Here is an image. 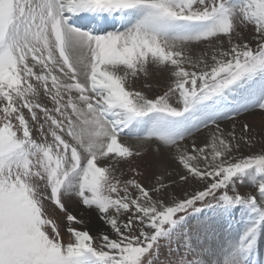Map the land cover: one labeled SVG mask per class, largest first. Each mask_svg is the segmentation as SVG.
Returning <instances> with one entry per match:
<instances>
[{
	"label": "snow or ice",
	"instance_id": "1",
	"mask_svg": "<svg viewBox=\"0 0 264 264\" xmlns=\"http://www.w3.org/2000/svg\"><path fill=\"white\" fill-rule=\"evenodd\" d=\"M255 112L264 0H0V264H261Z\"/></svg>",
	"mask_w": 264,
	"mask_h": 264
},
{
	"label": "rangeland",
	"instance_id": "2",
	"mask_svg": "<svg viewBox=\"0 0 264 264\" xmlns=\"http://www.w3.org/2000/svg\"><path fill=\"white\" fill-rule=\"evenodd\" d=\"M244 38H248L249 33L248 32H243ZM156 78V79H155ZM151 85V87H145V85ZM131 87L135 90L142 91L144 94L148 96H155L157 94H162L163 91L165 90L166 87V81L163 77L161 76H154L150 75L149 77L141 78L140 83L137 85H131ZM242 122H247L250 127L253 129L254 136L257 140V147L254 149V151L259 150V142L264 139V116H262L259 112L251 113V114H245L244 116L240 117L238 123H237V131H239V124ZM222 127H227L230 128L231 125L227 122H224L222 124ZM203 133L197 134L194 139L199 142L201 139H203ZM134 140H129L128 143H136L133 142ZM189 143H191V140H189ZM152 159V154L151 152L148 153V155L144 158V162H142V166H144V163L147 161H150ZM242 192L247 191V189H241ZM177 194H181V189L177 188L176 189ZM69 210L77 213L78 215L80 214V209L76 207V205L69 203L68 204ZM54 208V206H53ZM50 214H52L54 217H57L58 215V210H53L50 209ZM86 219H88L86 217ZM235 220H239V214H236ZM239 229V225L235 229H233V235H236L237 230ZM95 234V233H93ZM65 239H67V235H65ZM257 256L258 259L261 261V264H264V240H261L258 244V249H257Z\"/></svg>",
	"mask_w": 264,
	"mask_h": 264
},
{
	"label": "bare ground",
	"instance_id": "3",
	"mask_svg": "<svg viewBox=\"0 0 264 264\" xmlns=\"http://www.w3.org/2000/svg\"><path fill=\"white\" fill-rule=\"evenodd\" d=\"M150 72L152 73L151 75H154V76H156V77L158 76V75H156L154 69L150 68ZM141 78H143V76H141L140 79H138V80H134V81H132V82H131V85H137V84H139ZM155 79H156V78H155ZM133 142H135V141H133ZM130 143H131V142H130ZM132 144H134V143H132Z\"/></svg>",
	"mask_w": 264,
	"mask_h": 264
}]
</instances>
